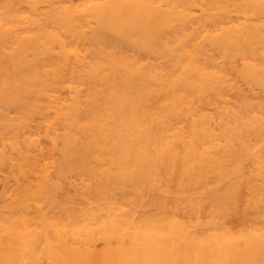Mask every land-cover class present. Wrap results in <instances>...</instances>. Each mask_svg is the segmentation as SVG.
<instances>
[{"label":"bare ground","instance_id":"6f19581e","mask_svg":"<svg viewBox=\"0 0 264 264\" xmlns=\"http://www.w3.org/2000/svg\"><path fill=\"white\" fill-rule=\"evenodd\" d=\"M0 264H264V0H0Z\"/></svg>","mask_w":264,"mask_h":264}]
</instances>
